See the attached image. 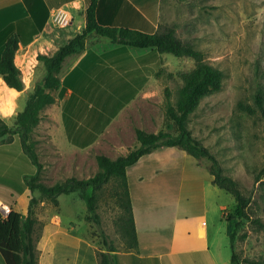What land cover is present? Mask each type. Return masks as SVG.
Instances as JSON below:
<instances>
[{"label": "rangeland", "instance_id": "obj_1", "mask_svg": "<svg viewBox=\"0 0 264 264\" xmlns=\"http://www.w3.org/2000/svg\"><path fill=\"white\" fill-rule=\"evenodd\" d=\"M89 1L80 0L55 9L51 14L53 28L43 31L31 45L17 50L16 63L22 70L25 87L14 96L16 107L14 112L12 113L7 106L4 112H0V117L9 125H16L17 113L25 108L30 94L45 76L46 67L43 61L39 60V54H53L61 45L83 30L84 15L86 16ZM60 9L68 11L71 15L68 22L60 23L56 20ZM98 10V20L101 24L131 28L136 26L146 32L173 26L180 39L193 43L204 51L206 59L211 64L223 70L222 88L208 92L200 99L198 106L189 116V127L217 156L225 172L239 181L244 194L251 198L248 212L252 217H258L264 222V0H99ZM96 38L103 42L111 41L106 37L92 34L88 36L86 43ZM127 49L131 61L134 60L133 63H128V69L133 71V74L129 75L131 79L118 78L116 74H120L122 71L120 70L115 71L114 78L108 81L115 86L131 80L129 86L131 101L121 112L114 110L113 113V110H109L102 120L111 121L114 117V121L124 123L128 127L126 130V136L129 135L128 142H119L112 127L107 128L99 138H86L81 128L73 122L66 128L62 127L59 121L54 120L56 108L47 105L44 108V116L41 117L43 120L32 133V140L44 165L40 174L41 181L52 185L70 176L78 178L93 176L99 169V154L117 158L136 146H132L134 141L137 143L136 127L152 132L160 130L175 132V126L166 111L167 89L171 101L177 105L184 85L182 73L194 67V59L189 56L161 53L155 48L131 46ZM74 55L66 58L60 73L61 78L69 63L73 61ZM92 72L94 71L88 73L83 80L99 86L103 76L100 81H93ZM6 87L9 86L5 82L0 87V103L4 101L6 103L11 99L12 93ZM119 95L120 91L114 98ZM259 97L262 105L259 103ZM17 98L22 102L18 103ZM116 104L117 102L115 106ZM241 104L251 105L257 111L248 113L243 110ZM1 109L0 106V111ZM14 136V134L3 136L7 141L0 138V151L7 154L0 155V185L4 184L2 180L4 173L10 169L22 181L20 187L14 188L20 195L21 187L26 186L21 173L25 170L29 174H34L37 166L24 152L20 140L7 143L12 141ZM16 136L19 137L18 134ZM164 148L167 147H161ZM194 159L191 161H196V158ZM161 160L156 158L152 161L153 169L161 162L172 161V158ZM200 161L205 173L206 171L210 173V169L208 170L210 160L201 158ZM145 174L147 182L138 183L136 186L146 194V197L148 191L161 186L170 187L171 190L167 192L168 195L172 194V190L180 183L178 169L166 175H163V171L153 173V170L146 171ZM206 183L210 194L209 200L215 202L218 208L214 216L211 214V224L220 218L221 243L231 264L233 251L237 256V264H264V228L253 225L247 218L239 220L234 196L215 184L211 185L210 181L206 180ZM88 191L91 192L92 189L89 188ZM32 198L34 200L31 206L34 212L41 200L45 201L43 210L50 207L60 210V202L55 204L38 190L32 191L30 203ZM61 203V210L66 216L74 219L73 223H77V218H85L88 212L87 203L79 191L62 194ZM11 208L0 197V214L6 215ZM96 211L101 218L100 224L86 219L91 222L89 232L92 239L101 248H106L103 243V235L106 234L117 250L132 248L133 239L129 232L131 214L126 208L124 187L120 178L111 177L98 192ZM224 211L225 216L234 223L239 220L233 240L227 232L229 222L223 216ZM35 230L38 237L39 230ZM82 230L87 231L86 224Z\"/></svg>", "mask_w": 264, "mask_h": 264}, {"label": "crops", "instance_id": "obj_2", "mask_svg": "<svg viewBox=\"0 0 264 264\" xmlns=\"http://www.w3.org/2000/svg\"><path fill=\"white\" fill-rule=\"evenodd\" d=\"M79 1L0 0V58L5 42L12 32L11 25L14 22L24 17H30L38 30L34 37L36 39L42 35L43 31L53 28L51 14L55 9ZM98 13L97 8V17ZM85 24L86 16L84 15V26ZM33 41L28 45L21 43L20 47H27ZM127 48H131V46L127 45L126 47V45L112 41L103 42L97 38L86 43L83 52L74 55L73 61L69 63L62 76L61 86L56 91V101L48 105L56 108V119L52 115L51 118L59 121L65 128L73 122L78 128H81L82 134L86 135V138H99L107 128L112 127L119 142H128L129 135L126 136L128 127L124 123L114 121V117L112 118L114 120L111 121L102 120L109 110H113V113L114 110L121 112L131 101L129 96L131 80L126 84L115 86L108 81L114 78L115 71L120 70H122L120 74H116L118 78L131 79L129 75L133 74V71L128 69V63H133L134 60L131 61V57L126 52ZM91 71H94L92 72L94 74L93 81H100L99 79L103 76L99 86L83 80ZM3 83L4 80L0 75V87L3 86ZM6 88L11 91L12 96L10 101L0 103L2 108L0 112H4L5 106H7L13 113L16 108L14 96L21 90ZM118 91H120L119 97L114 98ZM17 99L18 103L22 102L20 98ZM44 110L41 112L42 118ZM42 118L40 121L43 120ZM14 135L12 141L7 143L11 144L20 140L16 134ZM136 144L134 141L132 146ZM4 146L5 144L2 147L4 148ZM164 147L167 148L161 149L160 147L145 154L127 170L137 229V245L128 250L113 251L116 264H231L221 243L220 218L211 224V214L214 216L218 208L215 202L209 200L210 194L206 180L213 185V174L207 165L205 166L210 173L208 171L205 173L200 166V159L196 158L194 161L196 163L193 165L194 162L191 160L195 157L186 150L180 149L178 146ZM0 155L6 156L7 154L0 151ZM163 157L165 159L171 157L172 161L161 162L153 169L152 161L156 158L165 161ZM182 159L185 161L183 162ZM175 169L180 171V183L176 189L172 190L173 192L171 191L172 194L168 195L167 191L171 190L168 186L148 191L147 197L137 189L138 183L147 182L145 180L146 171L153 170V173L163 171V175H166L168 172L173 173ZM25 174L29 173L23 170L21 173L23 179ZM2 178L4 185L12 188L20 187L22 183L20 177H17L10 169L4 173ZM31 196L32 190L27 186H22L21 194L13 208L27 214ZM148 196H150L149 199ZM58 199L60 210L51 207L43 210L44 200H41L40 205L36 207V229L39 230L37 241L40 252L39 264H101L98 250L107 249L101 248L92 239L89 232L91 222L85 218H77V223H73L74 219L66 216L65 212L61 210V195ZM223 216L226 217L225 211ZM228 222L227 232L230 235L235 223L230 219ZM84 224L87 225V231L82 230ZM0 264H5L1 255Z\"/></svg>", "mask_w": 264, "mask_h": 264}, {"label": "trees", "instance_id": "obj_3", "mask_svg": "<svg viewBox=\"0 0 264 264\" xmlns=\"http://www.w3.org/2000/svg\"><path fill=\"white\" fill-rule=\"evenodd\" d=\"M99 0H90L86 10V24L83 30L77 33L68 42L61 45L53 54H39V60L43 61L46 72L43 80L38 83L30 94L26 106L17 113L16 125L11 126L0 117V138L2 141L6 134H18L23 147L37 171L34 174H25V185L32 191L38 190L41 195L59 204V196L79 191L81 197L87 203L88 212L85 219L101 223L97 213L98 192L111 179L117 177L122 180L126 198V208L131 214L130 223L134 248L137 245V229L133 214L132 200L127 179V170L142 156L163 146H178L186 150L197 159L207 158L210 160V172L213 174V183L230 192L237 204L236 215L239 218H247L253 225L264 228V222L258 217H252L248 212L251 198L246 196L241 184L231 174L225 172L221 161L198 139L189 127V116L196 109L200 99L208 92L222 88L224 72L219 67L211 64L204 51L191 42H186L177 36L173 26H166L153 32H146L127 26H112L101 24L97 17ZM11 34L5 42L0 58V75L5 84L16 90H22L25 82L21 68L16 63V53L20 44L28 45L34 40L37 28L30 17H24L11 25ZM96 34L106 37L113 42L138 48H155L159 52L172 53L176 56H189L194 59L195 65L190 70L183 72L184 85L178 104L175 105L167 89L166 111L168 118L175 126V132L160 130L148 131L136 127L137 144L129 152L117 158H111L106 154L98 155L99 169L87 178L76 176L67 177L50 185L40 180V174L44 167L36 150L32 133L41 120V112L47 106L56 101V91L61 86V76L64 62L70 55L83 52L86 47L88 36ZM261 97H259V103ZM243 110L255 113L257 109L251 105L241 104ZM89 188L92 189L89 192ZM0 197L12 208L6 216L0 214V255L5 264H39L40 252L37 247L38 237L35 235L37 217L32 209V198L28 213L23 214L13 206L17 203L19 191L0 185ZM47 199V200H48ZM239 220L235 222L230 238H235ZM103 243L107 250H98L101 264H116L113 251L116 247L110 243L108 236L103 235ZM232 262L237 264V256L233 251Z\"/></svg>", "mask_w": 264, "mask_h": 264}, {"label": "built area", "instance_id": "obj_4", "mask_svg": "<svg viewBox=\"0 0 264 264\" xmlns=\"http://www.w3.org/2000/svg\"><path fill=\"white\" fill-rule=\"evenodd\" d=\"M70 18H71V15L69 14L68 11L60 9V12L58 16L56 17V20H58L60 23H65V22H68Z\"/></svg>", "mask_w": 264, "mask_h": 264}]
</instances>
